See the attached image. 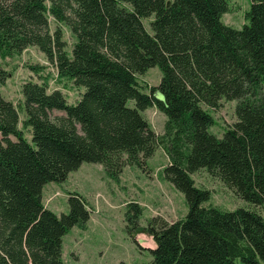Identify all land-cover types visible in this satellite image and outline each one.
<instances>
[{
    "label": "trees",
    "instance_id": "obj_1",
    "mask_svg": "<svg viewBox=\"0 0 264 264\" xmlns=\"http://www.w3.org/2000/svg\"><path fill=\"white\" fill-rule=\"evenodd\" d=\"M250 1L247 22L235 29L221 21L227 0H0V84L8 75L1 62L36 46L58 78L84 88L70 104L59 89L48 91L46 77L26 81L23 127L31 139L0 93V264H66L62 238L86 228L90 208L71 193L57 216L44 207L42 188L83 162L101 163L118 180L125 164L143 167L157 146L169 159L163 175L188 210L171 224L149 220L148 264L264 261V215L205 207L212 192L192 179L207 169L242 200L264 206V0ZM51 17L75 37L70 53L60 25L51 32ZM154 66L159 84L144 91L137 75ZM222 100H236L237 119L216 137L209 110ZM150 107L164 114V134L143 116ZM55 110L64 115L53 119ZM127 208L134 230L143 208Z\"/></svg>",
    "mask_w": 264,
    "mask_h": 264
},
{
    "label": "rangeland",
    "instance_id": "obj_2",
    "mask_svg": "<svg viewBox=\"0 0 264 264\" xmlns=\"http://www.w3.org/2000/svg\"><path fill=\"white\" fill-rule=\"evenodd\" d=\"M229 9L221 21L235 29L247 22L246 12L250 9V0H227ZM50 30L60 25L66 50L70 53L75 37L69 28L57 23L51 17ZM144 25L150 32V19H143ZM7 71L4 84H0V93L4 99L11 101L19 110L18 127L23 130L25 137L30 138V128L23 127L25 114L22 103V86L29 80L42 83L46 77L48 91L59 89L70 104L79 100L84 88H77L71 81L57 77L54 65L36 46L25 48L20 54L8 57L1 62ZM34 67H39L36 73ZM157 66L147 69L144 74L137 75L139 86L147 91L148 85H157L161 77ZM264 92V84L263 89ZM132 101L129 104L132 105ZM216 110L210 109L215 118L209 130L217 137H221L225 127H229L237 117L235 116L236 100L221 101ZM64 115L63 111H52L51 117ZM143 116L149 121L152 130L158 135L164 134V114L157 108H148ZM168 157L161 146H157L154 153L145 160L143 167L137 164H125L115 180L106 176L101 163L83 162L78 169L73 170L62 182H48L42 188V202L44 207L54 211L59 216L68 211L69 195L78 193L84 198L90 208V218L86 228L73 226L62 238V260L66 264H148L152 255L150 248L154 245L153 238L147 231V224L153 217L161 218L171 224L183 219L188 206L184 193L163 175V168L168 165ZM192 179L200 188L209 189V200L202 205L214 206L221 210H234L242 207L254 209L264 215V206H253L242 200L232 189L230 190L222 180L209 173L207 169L194 172ZM138 203L143 209L139 217L138 226L131 230L125 219L128 203ZM236 264H244L239 259ZM264 264V261L261 262Z\"/></svg>",
    "mask_w": 264,
    "mask_h": 264
}]
</instances>
